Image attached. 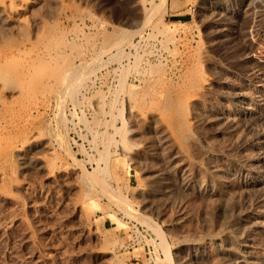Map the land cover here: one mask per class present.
Here are the masks:
<instances>
[{"label": "rangeland", "instance_id": "obj_1", "mask_svg": "<svg viewBox=\"0 0 264 264\" xmlns=\"http://www.w3.org/2000/svg\"><path fill=\"white\" fill-rule=\"evenodd\" d=\"M0 65V264H264V0H0Z\"/></svg>", "mask_w": 264, "mask_h": 264}, {"label": "bare ground", "instance_id": "obj_2", "mask_svg": "<svg viewBox=\"0 0 264 264\" xmlns=\"http://www.w3.org/2000/svg\"><path fill=\"white\" fill-rule=\"evenodd\" d=\"M163 1H165V0H163ZM14 12H17V11L13 10L12 8L9 9L8 16H10V15L12 16ZM7 60H8V59H7ZM3 62H4V61H3ZM1 65L4 66L3 64H1ZM1 65H0V66H1ZM19 73H20V72H19ZM20 74H22V72H21ZM19 76H20V75H19ZM19 76H18V77H19ZM162 255L164 256V257L162 258V260H163L164 262H167L168 264H169V263H170V264L172 263L173 260H172L171 253H170L169 251H166V252L162 253ZM157 259H159V258H157ZM157 259H156V260H157ZM159 260H161V259H159ZM162 260H161V261H162ZM161 261H160V262H161ZM158 263H159V262H158ZM161 264H163V263H161Z\"/></svg>", "mask_w": 264, "mask_h": 264}, {"label": "crops", "instance_id": "obj_3", "mask_svg": "<svg viewBox=\"0 0 264 264\" xmlns=\"http://www.w3.org/2000/svg\"><path fill=\"white\" fill-rule=\"evenodd\" d=\"M182 9H184V8L182 7ZM172 16L180 19V20H176L175 22H182V20H184L185 18H189L188 17L189 16L188 13H178V12H176V13L172 14Z\"/></svg>", "mask_w": 264, "mask_h": 264}]
</instances>
